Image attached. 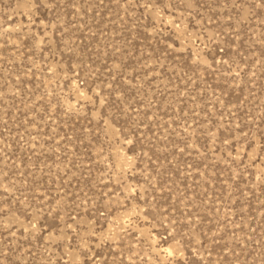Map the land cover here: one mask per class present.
<instances>
[{
  "label": "rangeland",
  "instance_id": "1",
  "mask_svg": "<svg viewBox=\"0 0 264 264\" xmlns=\"http://www.w3.org/2000/svg\"><path fill=\"white\" fill-rule=\"evenodd\" d=\"M0 264H264V0H0Z\"/></svg>",
  "mask_w": 264,
  "mask_h": 264
}]
</instances>
